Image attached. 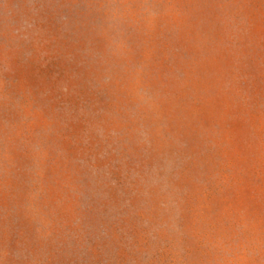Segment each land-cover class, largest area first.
Instances as JSON below:
<instances>
[{"label": "rangeland", "instance_id": "obj_1", "mask_svg": "<svg viewBox=\"0 0 264 264\" xmlns=\"http://www.w3.org/2000/svg\"><path fill=\"white\" fill-rule=\"evenodd\" d=\"M0 264H264V0H0Z\"/></svg>", "mask_w": 264, "mask_h": 264}]
</instances>
